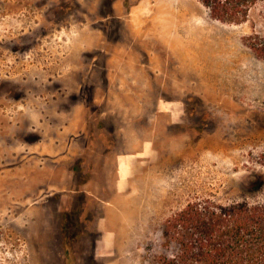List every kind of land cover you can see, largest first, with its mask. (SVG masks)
<instances>
[{
    "label": "rangeland",
    "instance_id": "obj_1",
    "mask_svg": "<svg viewBox=\"0 0 264 264\" xmlns=\"http://www.w3.org/2000/svg\"><path fill=\"white\" fill-rule=\"evenodd\" d=\"M253 26L261 4L0 0V264H142L188 202L264 201Z\"/></svg>",
    "mask_w": 264,
    "mask_h": 264
},
{
    "label": "trees",
    "instance_id": "obj_2",
    "mask_svg": "<svg viewBox=\"0 0 264 264\" xmlns=\"http://www.w3.org/2000/svg\"><path fill=\"white\" fill-rule=\"evenodd\" d=\"M198 1L211 19L233 25L248 22L251 11L260 4L264 10V0ZM253 28L242 42L264 60V32ZM142 261V264H264V201L220 203L199 198L188 202L163 221L154 247H148Z\"/></svg>",
    "mask_w": 264,
    "mask_h": 264
},
{
    "label": "bare ground",
    "instance_id": "obj_3",
    "mask_svg": "<svg viewBox=\"0 0 264 264\" xmlns=\"http://www.w3.org/2000/svg\"><path fill=\"white\" fill-rule=\"evenodd\" d=\"M193 30L198 31L199 33H202L203 35H206L208 37L209 40L211 41H216L217 45H221L220 41L218 40V34L217 33H211L209 31L206 30V26H196L193 27ZM181 31V30H180ZM182 31H185L184 29ZM187 33V31H185ZM227 73L230 74V76L232 77V80L236 83H238L239 81L236 79L239 76L245 75L247 73V69H243L241 67H239L236 63V61H227ZM264 75L262 77H260L259 79L263 78ZM244 84V83H241Z\"/></svg>",
    "mask_w": 264,
    "mask_h": 264
},
{
    "label": "crops",
    "instance_id": "obj_4",
    "mask_svg": "<svg viewBox=\"0 0 264 264\" xmlns=\"http://www.w3.org/2000/svg\"><path fill=\"white\" fill-rule=\"evenodd\" d=\"M118 167H119V161L117 160V174H118ZM124 172L126 174V177L124 178V182H126L128 180V173H129V161L127 159H125L124 161ZM119 182H120V178L118 174L116 186L119 185Z\"/></svg>",
    "mask_w": 264,
    "mask_h": 264
}]
</instances>
